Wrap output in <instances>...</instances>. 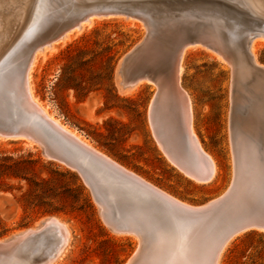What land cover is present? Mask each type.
Segmentation results:
<instances>
[{
  "label": "water",
  "instance_id": "water-1",
  "mask_svg": "<svg viewBox=\"0 0 264 264\" xmlns=\"http://www.w3.org/2000/svg\"><path fill=\"white\" fill-rule=\"evenodd\" d=\"M53 10L59 16L45 22ZM119 16L140 20L147 30L121 64L119 87L140 81L157 87L150 112L154 134L169 160L199 183L211 182L215 169L191 133L179 64L185 48L200 45L231 67L234 179L220 198L200 207L169 199L64 131L30 100L27 72L36 50L92 17ZM260 37L264 17L241 0H33L2 57L0 138L39 145L47 159L76 171L111 229L140 239L127 264H181L190 250L200 264H217L235 236L264 233V66L251 53ZM173 91L177 102L167 111ZM65 243L64 230L51 218L0 241V264H53ZM157 253H163L162 262Z\"/></svg>",
  "mask_w": 264,
  "mask_h": 264
},
{
  "label": "rangeland",
  "instance_id": "rangeland-1",
  "mask_svg": "<svg viewBox=\"0 0 264 264\" xmlns=\"http://www.w3.org/2000/svg\"><path fill=\"white\" fill-rule=\"evenodd\" d=\"M146 34L143 22L135 18L103 17L93 22L56 52L39 58L31 74L33 96L47 114L129 172L186 205L200 207L223 196L234 179L232 69L199 45L182 61L178 85L191 99L195 134L216 166L211 182L199 183L169 160L154 134L150 112L157 87L148 82L127 90L119 87L124 58ZM255 60L264 66V45ZM29 153L51 162L60 172L75 173L83 188L81 201L76 209L67 207L59 214L32 213L26 220L29 225L20 227L22 207L10 195L0 197L1 216L11 229L0 241L55 218L67 227L69 239L53 264H127L139 249L140 239L111 229L92 190L76 171L47 159L39 145L0 138V156L19 158ZM10 183L18 185L16 180ZM226 247L220 264H264V233L260 231L243 232Z\"/></svg>",
  "mask_w": 264,
  "mask_h": 264
},
{
  "label": "trees",
  "instance_id": "trees-1",
  "mask_svg": "<svg viewBox=\"0 0 264 264\" xmlns=\"http://www.w3.org/2000/svg\"><path fill=\"white\" fill-rule=\"evenodd\" d=\"M13 180L18 181V185H12ZM82 192L75 173L60 172L39 156L31 153L19 158L0 156V197L10 195L22 207L20 227L29 225L26 220L32 213L46 216L64 212L67 207L76 209ZM10 232L0 213V239Z\"/></svg>",
  "mask_w": 264,
  "mask_h": 264
},
{
  "label": "bare ground",
  "instance_id": "bare-ground-1",
  "mask_svg": "<svg viewBox=\"0 0 264 264\" xmlns=\"http://www.w3.org/2000/svg\"><path fill=\"white\" fill-rule=\"evenodd\" d=\"M64 1H65V4L68 3V0H64ZM241 1H243L244 3H246L247 5L252 7V9H254L257 13H259V15L264 17V0H241ZM32 4H33V0H0V66L3 65L4 62L6 61L5 59L2 60V57L10 49V47L12 46V44L14 42V39L16 38V36L19 34L20 30L25 25V23H26V21L28 19L29 11L31 9ZM58 16H59L58 11L57 10H53L52 17H50V19H47L45 22L51 20L52 18L57 19ZM101 18H103V17H92L91 19L83 22L80 26H78V27L74 28L73 30L67 32L62 38L56 40L55 42H52L51 44H47V45H45V46H43V47H41V48H39L38 50L35 51V53L33 55V58H32V60L30 62V65L28 67V72H27V90H28V94H29L30 100L33 102V104L47 118H49L52 122H54L56 125L61 127L64 131H66L70 135H72L75 138H77L79 141H81L88 148L100 153L101 155H103L104 157H106L107 159L112 161L114 164H116L118 167H120L124 171L128 172L129 174L137 177L139 180H141L145 184L153 187L154 189H156L157 191H159L160 193H162L164 196L168 197L169 199H172L175 202H178L180 204L186 205V204H184V203L172 198L171 196L167 195L166 193L162 192L161 190L157 189L153 185L147 183L146 181H144L143 179H141L139 176L135 175L134 173L129 172L128 170H126L125 168L120 166L118 163H116L113 160H111L105 154H103V153L99 152L97 149H95L91 145L90 141L86 140L83 136H81L80 134L76 133L72 129H67V126L64 127L63 125H61L58 120L54 119L52 116H50V114H47L46 110L43 109L40 106L41 103L39 104L35 100V98L33 96L34 93L32 91V86H31V80H32L31 79V76H32L31 74H33L32 71L34 70V67L36 66L39 58L44 57L46 54L50 55L53 52H56L55 50H56L57 47H60L63 44H65L67 41L73 39L74 37H76V35H78L80 32H82L83 29L89 27L93 22H95V21H97V20H99ZM262 38H264V37L256 38L253 41V43H252L251 53H252L254 59H256V54H257L258 50L264 45L263 44V40L264 39H262ZM193 48H196V46H194V45L193 46H188L183 51V54H182V57H181V61H180V64H179V71H178V83H179V85H180L181 75H182V70H183V67H182L183 58H184L185 54L189 50H191ZM243 71L245 73H248L249 69H248V67L246 65H244ZM142 82H147V81H140V82L136 83L135 85L131 86L130 88H132L134 86L138 87L139 86L138 84L142 83ZM179 87H180V92H182L184 94V96L187 97V108H188L187 109V113H188V117H189V120H190L191 133H192L193 137L196 139V141H197L198 145L200 146L201 150L204 152L202 146L200 145L198 137L195 134L196 132L194 131V128H193L194 112H193V107H192V104H191L192 103L191 99H190L188 93L185 91V89L182 86H179ZM165 97L167 98V96H165ZM168 101H169L168 103H170V104H167L166 106H164V107H166L167 111L171 110L172 109L171 107L175 108V104L177 102L176 92L175 91H173V93L170 94V97H168ZM206 156L209 158V160L212 162V164L214 166V162H213L211 156H209L208 154H206ZM215 167L216 166H214V169H215ZM186 206H189V205H186ZM55 221L61 226V228L65 232V235H66L65 247H66L67 244H68V239H69V231H68L67 227L64 224L59 222L57 219H55ZM65 247L61 250L60 255L58 256V258L63 253ZM193 253L190 250V252L186 256V259H184L182 261L183 263L182 262H180V263L181 264H200L199 260L196 257V254L194 255ZM156 256H157L156 260L159 259L162 262L163 253H157ZM220 257H221V254L219 256L217 264H220Z\"/></svg>",
  "mask_w": 264,
  "mask_h": 264
}]
</instances>
